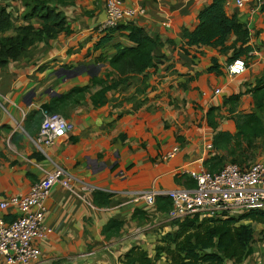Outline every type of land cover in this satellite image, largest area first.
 Wrapping results in <instances>:
<instances>
[{"label": "crops", "instance_id": "crops-1", "mask_svg": "<svg viewBox=\"0 0 264 264\" xmlns=\"http://www.w3.org/2000/svg\"><path fill=\"white\" fill-rule=\"evenodd\" d=\"M67 1L61 9L72 33L39 42L0 68L1 198L25 195L33 183L62 166L75 176L74 188L86 193L94 206L61 184L54 185L45 201V222L52 232L37 240L42 255L30 264H123L125 253L135 246L155 258L162 236L178 228L157 203L130 201L153 185L190 187L188 171L200 166L204 142L212 143L216 132L206 122L210 107L220 108L218 131L236 132L234 118L253 106L246 90L264 75V11L227 7L249 28V44L254 47L245 72L232 76L228 59L233 49L222 53L213 46L185 43L184 32L196 28L199 12L211 0H121L123 8L136 14L126 16L120 25L134 24L159 38L154 66L111 91L104 105L95 106L91 93L99 86L75 102L60 97L110 70L116 43H133L123 30H116L110 43L95 48L96 26L106 17L107 0ZM0 5L12 13L15 26L27 23L23 0H0ZM234 39L230 36L228 44ZM213 59L223 73L211 70ZM237 93H242L239 106L230 113L224 99ZM52 100L73 128L55 144L38 147L34 140L45 115L42 106ZM36 117H42L38 124ZM175 147L179 148L175 156L167 158ZM215 153L210 148L206 159ZM260 157L257 161L264 162V154ZM82 181L107 193L109 205H95L96 191L83 190ZM14 213L9 208L5 217ZM111 219L123 222L118 233L106 229ZM261 229L257 233L255 228L254 254L241 264H264ZM160 255L155 264H169L166 253ZM0 264H6L4 257Z\"/></svg>", "mask_w": 264, "mask_h": 264}, {"label": "trees", "instance_id": "trees-1", "mask_svg": "<svg viewBox=\"0 0 264 264\" xmlns=\"http://www.w3.org/2000/svg\"><path fill=\"white\" fill-rule=\"evenodd\" d=\"M67 3V0H23L25 7L23 18L27 23L19 26L14 25L12 13L0 5V68L11 60L20 59L39 42L54 39L63 32L72 33L68 18L61 9ZM262 10L264 11V6ZM198 19L199 23L194 30L184 32L186 44L213 46L219 48L222 53L233 49V54L228 59L229 65L240 57H243L247 64L249 63L248 59L252 57L254 48L249 44V28L237 14L228 13L226 0H211L199 12ZM11 30L15 33L6 35ZM116 30H123L133 45L116 43L114 46L117 52L109 59L111 69L103 76H94L87 85L72 88L60 97L61 100L78 101L92 87L99 86L91 93V100L93 105L102 106L111 91L130 84L137 76L154 66V50L159 44V38L150 36L143 28L134 24L125 26L119 24L100 33L95 48L110 43ZM232 35L235 39L228 44ZM211 70L223 73L216 59H213ZM246 92L251 93L253 106L234 118L236 132L217 130L219 107H210L206 113L207 125L216 131L212 140V149L216 153L204 162L212 172L221 169L228 156L231 157L232 163L242 162L246 153L256 147V141L264 138V75L258 78L254 86ZM241 96L242 93H237L224 99V104H229L230 113L237 110ZM53 102L54 100L45 103L42 107L51 113H56L58 107L53 105ZM41 118L36 117L35 124H38ZM184 176L186 174L180 175L182 178ZM188 181L190 187L195 186L194 179L190 177ZM94 197L95 205L98 207H105L110 203V196L103 191L97 190ZM157 205L160 211L167 213L172 207V201L167 196H159ZM137 213L138 210L134 212V218H137ZM247 220L251 223H245ZM171 222L178 229L175 233L167 232L162 236L161 244L156 246L158 253L155 258L149 257L147 251L135 246L125 253L123 264H155L161 256L160 252L166 253L169 264H225L227 260L241 264L254 254L253 223H264V211L251 209L238 216L225 217H204L195 214ZM121 226H123L122 221L111 219L106 229L115 228L118 233Z\"/></svg>", "mask_w": 264, "mask_h": 264}, {"label": "built area", "instance_id": "built-area-1", "mask_svg": "<svg viewBox=\"0 0 264 264\" xmlns=\"http://www.w3.org/2000/svg\"><path fill=\"white\" fill-rule=\"evenodd\" d=\"M226 5L249 8L254 12L264 6V0H226ZM105 13V19L96 26L98 34L118 26L126 16L136 14L134 10L123 8L121 0H107ZM246 69L247 63L243 57L236 58L228 68L232 76L240 75ZM215 93H220V89ZM72 128L65 116L45 110L34 141L38 147L53 145ZM210 148H213L212 143L205 141L200 166L188 171L189 177L196 182L195 186L159 189L153 185L148 190L135 193L130 202L144 200L148 205H155L159 196H167L172 201V207L167 212L170 220H183L195 214L225 217L235 215L237 211H264V162L254 161L246 166L231 162L212 172L204 163ZM178 150L175 147L167 158L174 157ZM74 180L75 176L69 170L56 165L43 180L33 183L23 196L2 199L0 190V257H4L6 264H30L41 258L42 251L37 240L52 232L45 222V201L54 185L61 184L83 202L94 206L86 193L74 188ZM82 183L85 191L94 192L97 189L91 183ZM9 208H13L15 213L7 219L5 213Z\"/></svg>", "mask_w": 264, "mask_h": 264}, {"label": "rangeland", "instance_id": "rangeland-1", "mask_svg": "<svg viewBox=\"0 0 264 264\" xmlns=\"http://www.w3.org/2000/svg\"><path fill=\"white\" fill-rule=\"evenodd\" d=\"M240 113H243V111H240ZM263 119H264V117H263ZM261 154H264V138L258 139L256 141V147L253 150H251L250 152L246 153V156H244V158L242 159V162H237V163L240 165H249L250 163H252L254 161L260 160L262 158V157H260ZM230 158H231L230 156L226 157L224 164L231 163ZM244 212H246V211H237L235 213V216L236 215L238 216L239 214H243ZM245 223L250 224L251 221L247 220V221H245ZM253 224L257 230V233H260L259 230L262 227H263V229H261V231L264 232V224H258V223H253ZM263 252H264V250H263ZM262 256H263L262 257V259H263L264 254Z\"/></svg>", "mask_w": 264, "mask_h": 264}, {"label": "water", "instance_id": "water-1", "mask_svg": "<svg viewBox=\"0 0 264 264\" xmlns=\"http://www.w3.org/2000/svg\"><path fill=\"white\" fill-rule=\"evenodd\" d=\"M103 20H104V19H103ZM103 20H102V21H103ZM102 21H100V22H102ZM100 22H99V23H100ZM207 251H210V249H207Z\"/></svg>", "mask_w": 264, "mask_h": 264}, {"label": "clouds", "instance_id": "clouds-1", "mask_svg": "<svg viewBox=\"0 0 264 264\" xmlns=\"http://www.w3.org/2000/svg\"><path fill=\"white\" fill-rule=\"evenodd\" d=\"M56 113H58V112H56ZM61 114V113H60ZM63 115V114H62ZM64 116V115H63Z\"/></svg>", "mask_w": 264, "mask_h": 264}]
</instances>
